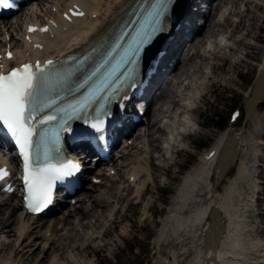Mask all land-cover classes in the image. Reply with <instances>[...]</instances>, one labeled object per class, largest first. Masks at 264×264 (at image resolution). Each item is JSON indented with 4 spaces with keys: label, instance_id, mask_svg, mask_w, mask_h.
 <instances>
[{
    "label": "bare ground",
    "instance_id": "bare-ground-1",
    "mask_svg": "<svg viewBox=\"0 0 264 264\" xmlns=\"http://www.w3.org/2000/svg\"><path fill=\"white\" fill-rule=\"evenodd\" d=\"M98 4L91 3L89 6L90 12L88 18L84 21L83 26L75 27L74 29L67 33L63 31V34L57 36V39H52L51 42L45 41L42 37L40 38V43L44 47V50L37 53L33 57L47 56V57H58L61 52L59 51H68V49H75L76 47L82 45H89V43L97 36L99 33L106 31V34L110 33L114 28L118 26L116 21L122 17V12L124 7L135 1V0H96ZM218 7L216 8V13L208 16L206 18L203 31L197 35V38L194 42L191 43L190 53L188 52L187 58L183 59L182 55L180 59L175 63L173 68L170 71V79H166L161 82L158 86L161 91L160 97L157 98L154 105L158 107L151 111L149 114V121H152L151 126L148 129V132H143L141 138L143 137L144 150L150 149L153 147L156 149L159 145V137L152 144L155 136H152L154 133L150 129L157 127L158 131H165V128L159 126L158 122L161 121L162 117L160 116L168 111L172 106L178 107L181 104L178 103L177 98L179 97L178 86L182 85L184 80H196L194 76L198 72L206 73L205 69L208 66V76L205 79L210 80L212 86H221L224 89H231L230 82L231 79L228 77L218 80L216 78L217 72L227 73L230 70H235L236 66L243 63L242 59L248 55L247 49L251 47L248 45V42L245 40L249 38L251 29L253 28L254 21L252 15L253 11H250L248 8L244 11H240L237 5L233 7V0H217ZM242 2V1H241ZM254 2L253 9L260 10L264 8V0H252ZM70 0H56L55 4H51L45 12L41 14H23L16 22H9L4 25L10 30L4 37H0V46H4L2 41H7L6 37L10 36V42H15L16 46L21 45V40L15 38L13 33H17L18 28L21 26V23L27 21H33L34 24L37 22L43 21L45 16L55 18L56 13L52 12L53 8L60 11V7L63 5L68 6ZM246 0L245 5L249 4ZM219 8H224L221 11V16L218 15ZM218 9V10H217ZM228 12L229 17L236 16L238 21L235 25L230 26L229 17H223L225 13ZM243 12L249 13L248 21L246 28L241 32V37L233 38V34L240 33L238 31V26L242 24V19L244 17ZM255 12V11H254ZM106 20L108 23H104ZM59 23L61 20L59 18L54 19L53 21L47 23L49 29H52V24ZM61 28V25H59ZM66 28L68 25L64 24ZM227 28H230V31H227ZM62 29V28H61ZM59 30V28L57 29ZM217 34L223 36L224 34H229L227 38L223 37L224 42L223 47H219L218 41L216 39ZM60 38H62L60 40ZM215 38V39H214ZM233 40H232V39ZM222 40H219L221 42ZM252 40H257L254 38ZM261 40V39H259ZM54 41V42H53ZM98 41V40H97ZM107 40L104 39V42ZM58 43L56 45V43ZM209 43L210 49L207 55L201 53L206 44ZM230 47V48H229ZM247 47V48H246ZM10 50L14 51L15 48L11 44ZM259 48V47H255ZM222 51V52H221ZM228 53H235L241 56H238V60L234 63L229 64V68L225 67L229 63L227 57ZM262 59L261 64L258 68L259 78L255 81L253 87L250 90L249 95L245 97L244 107L245 113L249 122V125L256 127L258 121L260 120L259 116H255L258 111V106L261 104V109H264V51L262 50ZM30 53L27 49H24L23 52H16V57L18 60L22 56H29ZM246 55V56H245ZM215 61L221 62L219 65L215 64ZM210 74V76H209ZM183 77V78H181ZM198 84V82H197ZM197 89H201L202 84L196 85ZM189 88V87H187ZM206 87H202L205 89ZM188 89L187 100L189 104L194 103L195 98L190 93ZM235 94V93H234ZM236 95H239V92H236ZM186 99V98H185ZM184 100V99H183ZM169 105V106H168ZM172 105V106H171ZM183 113L181 116L182 124H197L194 123V119L185 113L181 107H179ZM157 111H161L157 113ZM158 120H154V119ZM178 125L181 127V125ZM253 130V129H252ZM254 131V130H253ZM243 134L244 145L240 147L241 144V135ZM254 132H251L250 129H246L243 132H239L235 135H229L225 138L223 144L219 148V152L214 157L215 164L214 172L215 178L211 181L212 188L208 189L206 186L205 192L206 196L204 198H198L195 195L196 187L199 183L205 184L206 172L205 170H198L192 174V177L189 179H184L179 191L177 199L185 204L189 210L188 219L185 221H180L179 223L175 222L176 227L178 226V231L180 232L179 237H184L186 239L185 245L182 249H191L192 254L194 255L192 260L188 264H259L263 259L259 258V255L264 253V240L261 239L260 233L255 234H246L242 226L241 217L242 211L248 202L252 200V193L246 195L245 198H242L243 189L240 184L242 182H248L250 179V169L245 167L243 170H238L234 177L228 179V185L223 188V191L220 193L217 191V186L219 181L223 178L226 172H229L230 167L234 164L236 158H246L250 154H253L255 151V140ZM149 146H148V144ZM218 145V144H217ZM216 145V146H217ZM134 154H138V151H134ZM223 184L224 180L221 181ZM100 187H94L89 193L85 194L83 203L88 202L90 205L86 208L85 212L79 213V210H73V216H79L80 219L76 224H72L67 219L64 220L65 231L64 236L60 239V244L56 246L52 242L48 244V241H44L40 250L36 246L35 240H44L43 237L39 236V232H36L38 229L37 226L42 228L41 225H37V220H42V218L28 219L26 217L22 218L20 216L16 217L18 212L17 205L9 206V204L0 202V240H5V242L0 244V253H6L8 256L6 258L0 259V264H19L16 260L25 261L26 264H64L65 262L60 261L61 255L59 254V248H64L65 241L71 242L75 247L77 242L74 237L78 238L79 241L86 235H90L91 230L89 227H93L92 221L89 220L88 223H85V220L96 212L97 207L110 206L113 204L108 199L104 197V194L99 190ZM107 193V192H106ZM20 212V211H19ZM147 212L145 209L142 211V216L146 215ZM205 215H208L207 220L203 219ZM227 220V229L224 232L223 223L224 218ZM16 219V221H15ZM182 224L183 230L181 228ZM16 226V229H11L12 226ZM56 225L54 226V233H56ZM78 227L82 228L84 234L80 233ZM67 228V230H66ZM39 230V229H38ZM184 231V232H183ZM87 232V233H85ZM33 233V234H32ZM2 238V239H1ZM14 239V240H13ZM13 240V241H12ZM28 240L29 243L22 247V243ZM12 241V242H11ZM35 244H31V243ZM31 245H33L31 247ZM55 245V246H53ZM74 247V248H75ZM13 250V251H12ZM76 250L73 249V251ZM160 255L157 254V257ZM157 257L155 259H157ZM43 259V261H41ZM45 260V261H44ZM160 264H165L161 262Z\"/></svg>",
    "mask_w": 264,
    "mask_h": 264
},
{
    "label": "snow or ice",
    "instance_id": "snow-or-ice-1",
    "mask_svg": "<svg viewBox=\"0 0 264 264\" xmlns=\"http://www.w3.org/2000/svg\"><path fill=\"white\" fill-rule=\"evenodd\" d=\"M171 4L172 0H151L147 8L138 5L132 16L139 18L124 22L100 59L91 65H88L91 57L84 55L73 60L71 69L61 67L62 62L48 60L43 65L39 61L23 63L7 74L0 72V126L13 138L23 156L24 200L29 211L38 213L46 208L52 201L53 183L71 178L80 170V164L70 160L58 166L40 163L39 146L33 150L36 128L32 121L36 113L56 105L60 132L70 133V122L78 121L97 133L96 139L102 142L105 123L113 117L111 105L115 104L121 112L125 110L131 98L126 89L136 87L142 54L153 38L164 31ZM12 7H15L12 0H0V8ZM73 15L83 13L77 11ZM35 30L29 28V32ZM91 51L95 53L97 49L93 47ZM7 58H12L11 52ZM70 95H76L77 99L71 100ZM238 115L234 113L232 119ZM57 119V115L45 114L38 123ZM6 176L7 172L0 169V180Z\"/></svg>",
    "mask_w": 264,
    "mask_h": 264
},
{
    "label": "rangeland",
    "instance_id": "rangeland-1",
    "mask_svg": "<svg viewBox=\"0 0 264 264\" xmlns=\"http://www.w3.org/2000/svg\"><path fill=\"white\" fill-rule=\"evenodd\" d=\"M254 5H255L254 3L251 5H246V8H248L250 11H253L254 13V15H252L254 21H250V22H254L250 35L251 36L253 35V37L255 36L257 38V41L258 39L261 38L262 41H264L263 40L264 39V9H260L256 11L253 9ZM248 17H249V13L246 12L242 19V21L244 22H242L239 28L242 27L243 29L246 28V25L249 23ZM251 36H249L250 39L253 38ZM251 40L246 39L245 41L251 44L252 43ZM254 45L255 46L257 45L259 48H255L252 47L251 45H248L251 48L249 49V51L247 49L248 55L246 56L247 57L246 61L237 65L235 70H230L227 73L217 72L216 74V78L218 80L225 77L230 78L231 82L229 84L231 89L233 88L234 90H227L222 88L221 86L218 87L212 86L210 84V80H207V83L205 85L206 88L203 89L204 90L203 92H205L206 94L201 99L198 109L202 113L201 116L198 115V119H197L198 125L200 126L199 132L196 135H193V137L190 136L186 138L185 146L187 147V149L185 151H180L176 154L174 164L170 167L171 173L170 175L168 174L167 176L169 180L167 182L168 183L167 186L166 187L164 186V188L159 192L160 194H158V192L152 194V201L156 203V206L158 208L161 209L164 205V209H162V214H164L166 212V209H168V205L172 201V198L175 195L181 180V177H175L173 179L176 170L183 173V171L189 169V167L192 165L193 162L196 163L198 160L197 157L198 152H200V149L204 146L206 140L212 139V137L216 135V129H215L216 125L222 123L224 125L228 113L231 111V108H233L234 106H241V104L243 103L242 95L240 94L237 96L234 95V93L236 92L241 93L242 89L245 86H249L254 79L253 78L255 74L254 71L261 60V55L259 54V51L262 48L260 43L259 45L258 44H254ZM231 60L232 58L229 59V63L225 67V69H228L232 65L231 64L229 66ZM235 61H237V57ZM220 63L221 62L215 61L216 65H219ZM194 77L203 80L205 76L204 74L198 72L197 75H195ZM260 112L261 111H258L257 113L260 114ZM154 128L152 129V132H155ZM205 129L206 131L209 132L208 137L206 139L205 137L207 136V132L205 131ZM155 144L157 145V143ZM240 162H241L240 159H237L234 166L230 170V173L226 175V178L231 177L234 174L235 171L234 169ZM262 177L264 178L263 175ZM223 183H226V180ZM112 194H113L112 189L107 190V193L104 195V197L108 199L110 202H115V199L113 198ZM159 197L161 198V200ZM260 206L261 209L259 210L260 214L258 218L259 220L264 221V210H262V208H264V199L261 200ZM108 208H109L108 206L105 207L104 209L98 207L97 209V212H99L98 219H100L101 221L103 220L104 218L103 214L108 210ZM122 208L123 205L120 208V210ZM135 209L133 207L127 209V214L125 216L126 220L121 224L117 223L115 225H112L111 227H113V230L111 231L110 229L111 231L110 235L106 238H103L102 240H99L100 242L93 243L91 242L88 236L81 238L79 241H77L78 238L75 239L74 237L79 248L75 252H73V256H71V254H68L67 252V246L69 245V241L65 243V248L58 249L60 252L59 254L61 255L60 261L65 262L64 264H85L87 262H93L94 264H109L107 261H110L112 264H116V263L131 264L125 262V259H128V261L135 260L134 264H153L151 263L153 253H151L152 250H150V252L147 251L146 242L152 246V242L150 241V239L153 237L152 232L156 231V228L158 227L157 223L155 222V218L160 217L162 214L155 215L153 223H146V225H143V227H141L142 224L141 222H139L137 207ZM93 215L94 213L89 218H92ZM150 224L152 225L151 229H149ZM121 227L126 228V233L128 234L127 241L119 237L120 235L119 230ZM11 229H16V226L13 225ZM78 231L84 234L81 227H78ZM101 231L102 230L98 232ZM261 239L264 240V236H262ZM28 243L29 241L26 240L22 243V246H25ZM35 243H36L35 247L39 246L38 250H40L44 242L42 240L39 241L35 240ZM35 243L33 242L31 244H35ZM32 246L33 245H31V247ZM165 255L167 256V254ZM7 256L8 255L6 253H0V258H6ZM76 258H80V259L76 260ZM41 261H43V259ZM45 264H47V262Z\"/></svg>",
    "mask_w": 264,
    "mask_h": 264
}]
</instances>
